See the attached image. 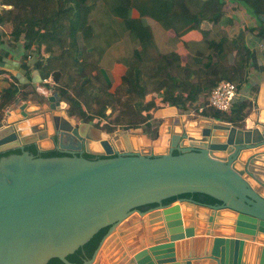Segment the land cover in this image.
Returning <instances> with one entry per match:
<instances>
[{"label":"water","instance_id":"95a60500","mask_svg":"<svg viewBox=\"0 0 264 264\" xmlns=\"http://www.w3.org/2000/svg\"><path fill=\"white\" fill-rule=\"evenodd\" d=\"M37 91L0 117V264H264V82L238 125L156 109L154 140Z\"/></svg>","mask_w":264,"mask_h":264},{"label":"trees","instance_id":"16d2710c","mask_svg":"<svg viewBox=\"0 0 264 264\" xmlns=\"http://www.w3.org/2000/svg\"><path fill=\"white\" fill-rule=\"evenodd\" d=\"M239 9L257 26L241 25ZM250 32L264 40V0H0V62L21 48L27 79L35 70L51 77L69 116L108 133L141 127L155 134L154 112L169 105L238 125L250 111L247 98L234 101L231 114L208 107L207 98L220 80L237 90L247 83ZM0 73L12 79L0 91L1 117L37 92Z\"/></svg>","mask_w":264,"mask_h":264},{"label":"crops","instance_id":"0c3cea01","mask_svg":"<svg viewBox=\"0 0 264 264\" xmlns=\"http://www.w3.org/2000/svg\"><path fill=\"white\" fill-rule=\"evenodd\" d=\"M230 6L231 4L229 5V7ZM242 17H244V14L240 13L238 18H242ZM246 19H248L255 26H257L253 17L248 18L246 15ZM243 26H245L244 23H243ZM68 37L71 38V35H68ZM259 40L260 41L258 44H255L253 47H250L251 67L249 69L247 83H244L247 85V88L245 89V92H244V99L247 98L248 101L254 100L255 98L256 92H254L253 87L257 86L259 88V84L264 82V40L262 39H259ZM71 50H72L71 52H73L75 50V47H72ZM21 53H22V50L20 48L12 52V54H10L11 56L3 57L0 62V69L7 70L11 76L13 75L17 78L18 82L21 85L23 86L26 85L27 87L25 91L28 90L32 92L33 90H35L38 93L37 88L40 89L41 86H44V87H47L50 92H54V89L52 88L53 84L50 85L48 82H43V79L40 78L39 72L37 70L30 71L29 73L30 78L27 79V77L25 76V72L21 68V61L19 59V56L21 55ZM11 80L12 79L7 74L0 73V91L2 90V88L8 86ZM38 95L40 94L38 93ZM19 100H23V99H21L20 97L17 98L14 104H17ZM25 101H32V100H30L29 98ZM21 102H24V100ZM180 113H183V112L180 111ZM189 114H192V113H189ZM211 239H212V236H206V235L201 236L199 247H198V255H200L201 253H205V252L209 253V250L212 245ZM191 260H195V259H191Z\"/></svg>","mask_w":264,"mask_h":264},{"label":"built area","instance_id":"2783aa9c","mask_svg":"<svg viewBox=\"0 0 264 264\" xmlns=\"http://www.w3.org/2000/svg\"><path fill=\"white\" fill-rule=\"evenodd\" d=\"M43 82H48L54 84L51 77L43 79ZM237 84L229 80H220L209 92L207 98V106L219 111L227 112L232 107L235 97L237 95ZM202 108H199L197 113H192V115H201Z\"/></svg>","mask_w":264,"mask_h":264},{"label":"rangeland","instance_id":"374dc122","mask_svg":"<svg viewBox=\"0 0 264 264\" xmlns=\"http://www.w3.org/2000/svg\"><path fill=\"white\" fill-rule=\"evenodd\" d=\"M239 10H240V11H237V12L235 13V15H236L237 17H238L239 14L242 12L241 9H239ZM239 21H240L241 25L244 23V25L247 26V27H249V26H255L252 22H250L248 19H246V15H245V14H244V17L239 18ZM159 31H161V29H159ZM161 32H162V31H161ZM259 41H260V40H259L258 38L254 37V34H253L252 32L247 33L246 38H245V43H246L247 46H249V47H253L255 44H258ZM113 54H114V55L116 54V50H114ZM49 84L51 85L52 83H49ZM246 88H247V85H246V84H243V85L240 86V88H239V90H238V92H237V95H236V97H235V100H234L236 103H240L242 100H244V92H245V89H246ZM27 91H28V90H27ZM39 97H40V95H38V93H37V94H36V93H31V94L27 97V99L30 98V100H32V101H37V100H40V99H41V98L39 99ZM27 99H24V101L27 100ZM21 101H23V100H19L17 104L21 103ZM17 104L11 105L10 107L15 106V105H17ZM107 112H109V110H108ZM183 113H187V112H183ZM189 113H197V112H193V110H192V111L189 112ZM189 113H188V114H189ZM221 113L231 114V109H230L229 111H227V112H221ZM154 119H155V118H154ZM118 129H120V128H118ZM107 133H108V132H107ZM111 133H114V132H111Z\"/></svg>","mask_w":264,"mask_h":264},{"label":"flooded vegetation","instance_id":"af4514ba","mask_svg":"<svg viewBox=\"0 0 264 264\" xmlns=\"http://www.w3.org/2000/svg\"><path fill=\"white\" fill-rule=\"evenodd\" d=\"M54 92H55V91H54ZM39 99H40V97H39ZM65 110H66V112H67V106H66ZM76 119H77V118H76ZM77 121H78V122H82V121H79L78 119H77ZM160 122H161V119H156L155 124L153 125L154 128H156L155 134H150V133L148 134V137L151 138L152 140H154V139H156V138L158 137V135H157V128H158V125L160 124ZM102 131H103V130H102ZM145 133H147V132H145ZM84 154H85V153H83V156H84Z\"/></svg>","mask_w":264,"mask_h":264},{"label":"clouds","instance_id":"9594fccd","mask_svg":"<svg viewBox=\"0 0 264 264\" xmlns=\"http://www.w3.org/2000/svg\"><path fill=\"white\" fill-rule=\"evenodd\" d=\"M202 115V114H201Z\"/></svg>","mask_w":264,"mask_h":264}]
</instances>
